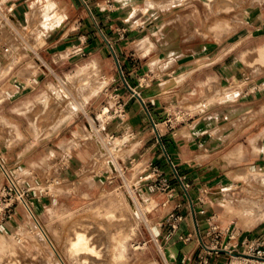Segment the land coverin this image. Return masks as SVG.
<instances>
[{
    "label": "crops",
    "instance_id": "obj_1",
    "mask_svg": "<svg viewBox=\"0 0 264 264\" xmlns=\"http://www.w3.org/2000/svg\"><path fill=\"white\" fill-rule=\"evenodd\" d=\"M44 1L0 0V71L10 70L0 80L4 172L10 174V159L26 157L30 166L46 161L61 167L64 178L78 179L86 170L94 183L129 181L164 260L198 264L204 245L214 240L212 194L264 132V70L244 77L238 64L243 50L230 54L205 37L196 42L176 22L178 5L164 6L169 0ZM48 3L53 20L45 29L42 9ZM23 39L44 40L29 50V78L15 72L17 65L7 67ZM86 69L94 71L90 80L73 86L69 77ZM44 93L56 111L46 104L40 110ZM113 94L125 115L105 119L100 112L112 107ZM177 113L186 120L170 127L165 119ZM100 145L106 154L110 147L121 152L107 162L112 172L92 166L96 155L102 157ZM153 167L167 178L171 196L154 186ZM4 172L0 185L8 179ZM227 230L221 228L219 244L227 241ZM232 231L238 239L245 236ZM224 260L223 254L210 256L209 264Z\"/></svg>",
    "mask_w": 264,
    "mask_h": 264
},
{
    "label": "rangeland",
    "instance_id": "obj_2",
    "mask_svg": "<svg viewBox=\"0 0 264 264\" xmlns=\"http://www.w3.org/2000/svg\"><path fill=\"white\" fill-rule=\"evenodd\" d=\"M147 4H152V1L148 0ZM172 4L178 5L174 9L176 22L179 26L186 25L196 36V42H202L205 37L230 54L243 50L242 63L238 61V64L244 77H252L264 70V62L257 60L258 49L264 43V0H169L164 6ZM38 6L41 7L39 3L36 4ZM40 15L41 12L36 10V17ZM43 41L19 40L13 54L7 58V67L17 65L19 70L15 72L22 78H29L27 71L34 64L29 50ZM255 46L257 48L253 51L247 49ZM9 71L2 69L0 80ZM93 73L86 69L80 77L70 76L69 80L78 87L84 80H90ZM51 89L54 96L60 97L62 92L57 87ZM101 89L102 84L98 91ZM41 98V111L45 104L50 106L47 108L50 113L53 109L56 111L53 102L49 103L47 93ZM247 152L249 155H245ZM120 153L110 147L106 155L95 156L92 166L98 171L105 168L112 172L107 162L112 160L111 156L118 158ZM242 154L243 164L233 167L230 179L212 194L215 212L210 215L214 216L213 223L220 229L229 226L230 230L239 229L252 236L264 232V216L247 222L229 207L237 208L238 200L248 196L264 201V132L250 151ZM257 156L258 159L253 161ZM9 163L10 174L0 167L8 177L0 185V204L14 198L13 211L4 217L0 215V264H60L49 246L38 238L34 219L19 194L47 232L64 264H168L159 241L153 236L154 228H150L147 221L150 216L143 214L145 207L129 181L126 185L121 180L94 183L86 170L78 179L64 178L60 174L61 167L46 161L30 166L26 157L17 163L10 159ZM127 200H132L137 207L136 214L129 208ZM77 233L85 235L88 248L72 245Z\"/></svg>",
    "mask_w": 264,
    "mask_h": 264
},
{
    "label": "built area",
    "instance_id": "obj_3",
    "mask_svg": "<svg viewBox=\"0 0 264 264\" xmlns=\"http://www.w3.org/2000/svg\"><path fill=\"white\" fill-rule=\"evenodd\" d=\"M113 104L112 107L105 106L101 110L102 116L105 119L119 117L122 118L125 115L124 103L117 94L112 95ZM186 120L184 114L177 113L169 115L165 122L174 127L177 123ZM152 171L156 176L154 186L161 191H166L169 196L170 187L166 177H164L157 168L153 167ZM15 186L14 182L11 181ZM187 185L184 184V187ZM22 196L21 194H19ZM14 198H9L0 204V215L4 217L9 215L13 211ZM203 211V210H202ZM214 216L210 217L209 229L214 235V240L207 245H204V251L198 258V264H209L210 256H219L223 254L225 260L223 264H264V232L258 233L252 236L245 235L238 239V235L232 230H227V241L219 244L217 240L220 237L221 229L215 223H213ZM201 238H199L200 240Z\"/></svg>",
    "mask_w": 264,
    "mask_h": 264
},
{
    "label": "bare ground",
    "instance_id": "obj_4",
    "mask_svg": "<svg viewBox=\"0 0 264 264\" xmlns=\"http://www.w3.org/2000/svg\"><path fill=\"white\" fill-rule=\"evenodd\" d=\"M173 3H175V2H173ZM45 7L46 8L42 11L43 12V19H42V26L43 27L48 26L47 22L49 19L53 20L52 19V11L54 10V5L52 3H49V4H47V6L45 5ZM40 29L42 30V27ZM40 29H38V30L40 31ZM38 30H37V32H38ZM258 50L259 51H258L257 60L260 62H264V47H262L261 49H258ZM74 109H75V107H74ZM100 144H102V143H100ZM103 146L102 145L99 146L101 148L100 152L102 154H106V152H107L106 148H104ZM19 197L23 200L25 207L28 209L29 215L34 219L35 227L37 229L36 233L38 235V238L41 241L45 242L49 246L50 250L52 251V254H54L56 256L57 261L60 264H64V261L61 258L59 252L57 251L54 243L52 242V240L48 236L45 229L42 227V225L39 223V221L34 216L33 212L31 211V209L28 205V203L23 199L22 196L19 195ZM127 201L129 204V208L132 210V212L134 214H136L137 213V207L135 206L133 201L132 200H127ZM229 209H233L234 214L237 215L239 218H241V219L243 218V219L247 220V222H251V221H253V218L256 219L260 215L264 216V201L257 199V198L254 199V198H251L248 196V197H244V198H241L238 200V207L237 208L229 207ZM72 245L75 248H80V247L88 248V244H87L85 235L83 233H77L73 242H72Z\"/></svg>",
    "mask_w": 264,
    "mask_h": 264
},
{
    "label": "water",
    "instance_id": "obj_5",
    "mask_svg": "<svg viewBox=\"0 0 264 264\" xmlns=\"http://www.w3.org/2000/svg\"><path fill=\"white\" fill-rule=\"evenodd\" d=\"M0 167L4 170V167H3V165L1 164V162H0ZM5 171V170H4Z\"/></svg>",
    "mask_w": 264,
    "mask_h": 264
}]
</instances>
